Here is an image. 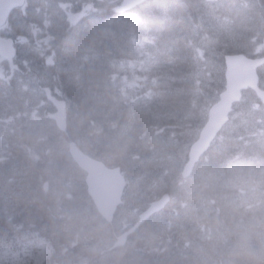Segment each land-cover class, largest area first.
I'll list each match as a JSON object with an SVG mask.
<instances>
[{
    "label": "trees",
    "instance_id": "16d2710c",
    "mask_svg": "<svg viewBox=\"0 0 264 264\" xmlns=\"http://www.w3.org/2000/svg\"><path fill=\"white\" fill-rule=\"evenodd\" d=\"M178 12L182 14L183 8L182 6L176 7ZM194 14V6L189 2L188 7V15L189 18ZM118 26H123V22H118ZM175 27H170L166 33V37H174L175 29L178 30H186L187 27V20L185 22L181 21V18L178 22H176ZM103 23H99L95 28L89 30L81 34L78 40L81 42L79 48L74 49L73 52L65 54L62 56V63H61V76L63 77V82L65 85V89L71 101L74 105L72 110V132L77 135H83L91 137L92 141H97L103 145V140L98 135H92L93 128L89 126L88 121L91 115H99L102 122L105 124H110L113 122V117L109 113V108L113 107L115 103L118 101L117 93L110 87L108 83L109 78V69L106 68L107 66V59L110 56L121 53H125L124 41L121 37H114L112 39H107L104 37L105 29L102 27ZM117 26V27H118ZM120 28H118V32H120ZM166 42H170V39H165ZM179 47V46H178ZM182 48H178L180 50ZM84 53H88L90 55V61L86 64H83L81 59V55ZM179 58L186 59L187 64L186 68L176 74L175 80L170 83V87L180 96L183 94H191L188 98L189 104H196L201 105V96L198 92V89L195 86L194 80L191 78V72L193 71L194 67L192 64L188 62V56H184L183 52H178ZM185 57V58H184ZM103 81L104 83L101 84L99 81ZM83 92V93H82ZM102 101V102H101ZM190 114H186L183 116L185 121H188L195 117L194 111L189 109L187 111ZM102 114V115H101ZM177 120V116H174ZM76 128L78 130H76ZM183 127L179 126L178 124L173 129V134L175 137H180L183 133ZM15 156L21 157L23 160L20 163L19 170L22 166L29 164L27 168L29 169V174L26 176L21 174V184L26 188H30L31 192L25 194V197L30 199H36L34 203H27L26 206L33 212H29L30 215L37 218V222L42 223L45 226H48L51 232L57 237L58 241L65 245L69 246L68 244L71 243L72 239L68 237L72 232V229L57 226L51 224L52 219H48L49 216V205L51 201H47L45 198L43 199L40 194L37 193V182L39 181L40 171L39 167L30 163L24 155L16 154ZM119 157H123V152L119 154ZM215 166H219L220 163L216 161L214 163ZM238 168H245V163H240L237 165ZM20 173V172H19ZM1 175V174H0ZM0 181H4V178L0 176ZM37 200L40 202L38 203ZM3 196L0 193V210L3 208ZM231 210H238V204L232 200L230 203ZM47 219V220H46ZM189 221L191 222L190 226L194 228V219L190 218ZM36 222V223H37ZM216 222L219 225L220 230L222 231L223 236L229 237L228 247L230 248L227 255H232L237 252V244L242 243L241 240L233 237L232 234H229L223 230V223H231V219L228 216H218L216 217ZM188 224L185 220H179L178 225L181 227L182 234L180 235L181 238H185V241H190L194 232L185 228V225ZM232 224V223H231ZM2 227V220L0 219V228ZM71 230V231H70ZM59 232H63L64 236H60ZM189 239V240H187ZM199 239V238H197ZM158 240V239H156ZM245 244L252 245L249 243L248 240H245ZM246 247H243L245 250ZM262 248L261 245L257 244L254 245L252 251L255 255L249 253L250 262L246 260V258L241 255L238 260H235V264H257L263 261L262 257ZM79 251L85 253L87 251L86 246H81ZM246 253V252H243ZM154 256L151 254H138V262L136 264H183L181 263L175 256H171L166 258L164 261H157L153 260ZM90 264H98L99 256L98 255H90L89 257ZM123 259H118L115 261L110 262H103L104 264H121Z\"/></svg>",
    "mask_w": 264,
    "mask_h": 264
},
{
    "label": "rangeland",
    "instance_id": "374dc122",
    "mask_svg": "<svg viewBox=\"0 0 264 264\" xmlns=\"http://www.w3.org/2000/svg\"><path fill=\"white\" fill-rule=\"evenodd\" d=\"M262 1H264V0H262ZM189 2L191 3V4H193V6H194V14L191 16V20L192 21H190L189 19H187V27H188V29H186V31L185 32H179L178 34H177V36L176 37H181V38H183V39H186L187 37H188V35L191 33V32H195V28L198 26V27H200V28H203L206 32H208V34H210V35H212V33H214L213 31H214V29H215V22L213 21V19L209 16V14H208V12H207V10L206 9H208L207 7H203L199 2L200 1H198V0H188L187 2H185L184 3V7H185V10H187L188 9V7H189ZM204 5H205V3H203ZM255 13L257 14L258 12H257V10H255ZM189 17V16H188ZM128 24L129 23H125L124 24V26H128ZM68 26H71V23H65V22H62V23H57V27H56V30L59 32V34H60V38L61 39H65V37H63L62 38V35L65 33V32H67V30H63V28L64 27H68ZM244 26H246V25H244ZM105 30L103 31V32H105V34H104V37L105 38H107V39H112V38H114V36H115V34H117L116 33V30L118 31V28H120L121 30H124V27L123 26H118V27H115V26H113V24L111 23V22H105L104 24H103V26H102ZM252 29H253V31H259V27H252ZM176 31H178V29L176 28L175 29V31L174 32H176ZM181 31H183L182 29H181ZM248 35H249V31H241V32H239V33H237L236 35H235V37H236V39H237V41L240 43V44H245V39L248 37ZM69 40H71V42H73L74 41V38H72V39H69ZM224 41V39H221V42H223ZM68 44V43H67ZM62 46H63V44L62 43H58V45H57V48L58 49H61L62 48ZM64 48H67V45L64 47ZM208 56H209V59L211 60V61H213V62H217V60H218V49H217V42L216 43H213V44H209L208 45ZM178 49V48H177ZM65 51H66V53L68 52H70V49L69 50H64V54H65ZM181 52H183L184 53V56L186 57V52H185V50L182 48L181 49ZM184 57V58H185ZM183 60H185V59H183ZM184 61H182L181 63H183ZM108 66H106V68H107ZM191 74H194V71H192L191 72ZM195 75V74H194ZM191 78H192V75H191ZM99 83H101V84H103L104 82L103 81H99ZM196 85H197V87H198V84H197V82H196ZM198 89H199V87H198ZM200 90V89H199ZM26 108H24V109H22V110H17V109H14V108H11L10 106H9V108H8V110L9 111H14L13 112V114H17L19 117H21L22 115H23V111L25 110ZM182 112L184 113V114H189L187 111H185V109H183L182 108ZM185 116V115H184ZM42 116L35 110L34 111V118L35 119H37V120H39L40 118H41ZM151 120H153V119H151ZM143 121H145L146 122V124H147V127L149 128V125L150 124H152L151 123V121H148V119H144ZM76 130H78L77 128H76ZM41 132V130L39 129V128H35V127H31V126H29V125H25V124H22V130H21V133L19 134V135H17L14 139H13V143L15 144V145H19V146H25L26 144H28L29 143V140H30V137H31V134H33V133H40ZM74 134V133H73ZM121 134L124 136V132H121ZM52 136L54 137V135L52 134ZM129 137H125L124 139H121L120 141H119V144H118V147H121L120 148V150L121 149H123V150H125V145L126 144H128L130 141H131V136L130 135H128ZM3 139V136L2 135H0V140H2ZM102 140V139H101ZM118 142V136H117V138H116V140H115V143H110L109 145H112V144H115V146L117 147V143ZM177 143V142H176ZM91 144H92V148L94 147V146H100L101 145V143L99 142V140H97V141H92L91 142ZM124 146V147H123ZM127 146V145H126ZM264 146V145H263ZM94 149V148H93ZM23 151V150H22ZM175 157H177V153H176V151H174V150H168V151H166L165 153H164V155H163V160L166 162V165L167 166H169L170 165V162L175 158ZM16 159H17V163H21L23 160L21 159V157H19L18 156V158L16 157ZM28 166H30L29 164H26L25 166H22L20 169H22V170H19V172L21 173V174H24L25 175V178H26V176L29 174V169L27 168ZM1 169H3V167H0V170ZM39 169V171H40V178H42L43 177V175H48V176H51V175H53L54 174V172L55 171H58L57 169H61L60 170V175H62V176H68L70 173H71V170L69 169V168H65V165H62V166H57V165H54L53 166V168H51V167H42V168H38ZM231 170H232V167L230 168V170H229V173L231 172ZM0 174H1V172H0ZM1 176V175H0ZM54 179H55V177H53ZM215 179H217V178H215ZM230 181H232V179L230 180ZM251 184V183H250ZM22 185V184H21ZM62 185L63 184H60L59 186L60 187H62ZM237 188V187H236ZM260 189V187L259 186H257V185H252L251 187H250V191H258ZM3 190L4 191H6L5 193H4V195L5 196H7V195H9V194H14L15 193V186H12L9 190L5 187V186H0V193H1V195H2V192H3ZM67 190H68V188L66 187V186H64L62 189H61V191H60V193L63 195L65 192H67ZM38 194H39V192H37ZM241 196V197H243L244 199H245V201L246 202H251V201H255V200H257L258 198H262L263 196H264V193H251V194H244V192L242 191V190H240V189H236V192L235 193H233V196ZM48 199V198H46V196H44L43 197V199ZM35 200L36 199H30V198H28V197H26L25 198V202L26 203H34L35 202ZM37 202L39 203L40 201L39 200H37ZM27 207H29V206H27ZM30 211H32L31 209H30ZM33 212V211H32ZM69 215H70V213H69ZM71 216V215H70ZM74 217H76L77 218V215H73ZM197 219H198V217L200 216V215H198V214H195L194 215ZM188 217H190V218H192V219H194L195 220V217H193V216H188ZM185 218H182V219H180V220H184ZM201 218L199 217V220H200ZM214 220H215V217H211V218H209L208 219V221H209V223L210 224H212V225H215V226H217L216 225V223L214 222ZM178 221L179 220H175L174 222L175 223H177L178 224ZM255 222H253L255 225L258 223V220H254ZM190 224H191V222L190 221H188V224H186L185 225V228L187 229V231L188 230H191V231H193L194 232V228L193 227H191L190 226ZM230 229V228H229ZM263 231H264V226H263ZM195 234L192 236V238L190 239V240H197V241H200L199 239H197V237H199L200 235L199 234H197L196 232H194ZM219 233L223 236V234H222V231L219 229L218 231H217V235L219 236ZM229 234H230V232H228ZM234 233H236L237 235L238 234H242L243 233V230L241 229V228H239V227H237V229L234 231ZM96 234V233H95ZM70 238L72 239V241L73 240H77L79 237L77 236V234H76V232H75V230L74 229H72V232L70 233ZM90 238V237H89ZM148 238V237H147ZM149 240H151V241H163V240H165L164 239V237H158V236H151V237H149L148 238ZM156 239H158V240H156ZM242 239H245V240H248V241H251V238H250V236L249 235H245ZM71 241V242H72ZM185 242H187V241H185ZM261 244H264V241H262L261 242ZM244 245V243L242 242V243H240V244H237V252L235 253V254H233L232 253V255H235V256H241V255H245L244 257L246 258V260L248 261V262H250V259H249V256L251 255V253L253 254V255H255L254 254V252L252 251V249H253V245H248L247 247L248 248H245V250H243V246ZM136 249H137V247H136ZM137 250H139V249H137ZM219 250L221 251V252H219ZM250 251H251V253H250ZM243 252H246V253H243ZM223 253H224V249H223V247H220L218 244L213 248V250H212V252L210 253V254H206V256L204 257V258H209V257H211L212 255H215V256H222L223 255ZM249 253H250V255H249ZM208 255H209V257H208ZM247 255H249V256H247ZM133 259L135 260V261H137L138 262V258L136 257V256H134L133 257ZM124 264H133L130 260H126V261H124Z\"/></svg>",
    "mask_w": 264,
    "mask_h": 264
},
{
    "label": "bare ground",
    "instance_id": "6f19581e",
    "mask_svg": "<svg viewBox=\"0 0 264 264\" xmlns=\"http://www.w3.org/2000/svg\"><path fill=\"white\" fill-rule=\"evenodd\" d=\"M178 6H182V8H183V12H182V15H184L182 18H181V21L182 22H185L186 20H187V15H188V9L187 10H185V7H184V4H181V5H176L175 7H178ZM194 82H195V86H196V88L198 89V87H197V85H196V81L194 80ZM198 92L200 93V90L198 89ZM83 93V92H82ZM102 102V101H101ZM102 115V114H101ZM94 148V150H99L100 148H101V145L100 146H94L93 147ZM16 154H21V155H24L25 157H26V155L24 154V152L22 151V149L20 148V147H17L16 148V151H15V155ZM17 158H18V156H16ZM27 158V157H26ZM19 164V166H20V163H18ZM21 174V173H20ZM39 178H40V176H39ZM1 182H3V181H0V183ZM1 186V185H0ZM39 195V194H38ZM41 196V195H40ZM42 197H44V196H42ZM47 201H50V200H48V199H46ZM235 201V200H234ZM236 202V201H235ZM237 203V202H236ZM212 217H215V216H212ZM189 219L190 218H185L184 220L185 221H189ZM71 221V220H70ZM214 222L216 223V225L219 227V225L217 224V222H216V218H215V220H214ZM220 229V228H219ZM71 231V230H70ZM93 232V231H92ZM195 234V233H194ZM193 234V235H194ZM68 237H70L69 235H68ZM197 238H199V240H200V236L199 237H197ZM187 240H189V239H187Z\"/></svg>",
    "mask_w": 264,
    "mask_h": 264
}]
</instances>
